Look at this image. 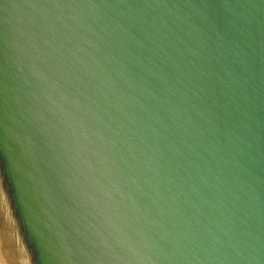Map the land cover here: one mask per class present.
Masks as SVG:
<instances>
[{
	"label": "water",
	"instance_id": "obj_1",
	"mask_svg": "<svg viewBox=\"0 0 264 264\" xmlns=\"http://www.w3.org/2000/svg\"><path fill=\"white\" fill-rule=\"evenodd\" d=\"M0 264H264V0H0Z\"/></svg>",
	"mask_w": 264,
	"mask_h": 264
}]
</instances>
